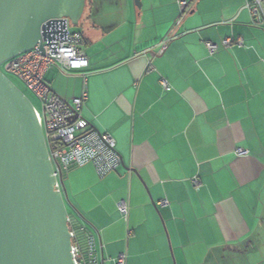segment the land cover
I'll use <instances>...</instances> for the list:
<instances>
[{
  "label": "crops",
  "instance_id": "crops-1",
  "mask_svg": "<svg viewBox=\"0 0 264 264\" xmlns=\"http://www.w3.org/2000/svg\"><path fill=\"white\" fill-rule=\"evenodd\" d=\"M91 3L80 26L89 67H53L45 80L70 101L86 75L82 115L114 137L122 164L104 179L93 165L65 174L69 214L104 264L121 253L126 264H264V30L245 0H128L115 18ZM227 38L244 45L223 47Z\"/></svg>",
  "mask_w": 264,
  "mask_h": 264
},
{
  "label": "water",
  "instance_id": "water-1",
  "mask_svg": "<svg viewBox=\"0 0 264 264\" xmlns=\"http://www.w3.org/2000/svg\"><path fill=\"white\" fill-rule=\"evenodd\" d=\"M86 11L87 0H0V264H76L65 192L55 188L36 110L1 66L33 49L46 21L80 27Z\"/></svg>",
  "mask_w": 264,
  "mask_h": 264
},
{
  "label": "built area",
  "instance_id": "built-area-1",
  "mask_svg": "<svg viewBox=\"0 0 264 264\" xmlns=\"http://www.w3.org/2000/svg\"><path fill=\"white\" fill-rule=\"evenodd\" d=\"M180 19L175 23L180 25L186 15L188 1L181 2ZM246 9L252 16V25L264 30V0H245ZM72 23L68 18H54L46 21L41 28V39L37 45L24 53L5 62L4 71L21 79L28 89L37 97L42 105V113L36 111L42 126L50 159L55 168L57 190H63L60 178L71 171L87 165H93L100 179L117 172L122 164L116 149V140L109 133H100L92 127L82 115L88 101V90L85 85L81 96L68 101L57 95L46 82L47 72L57 67L65 74L83 71L89 67V59L84 49V40L80 32L71 30ZM176 36L165 39L159 46L158 54H163ZM222 46H243L242 39H224ZM209 55H214L219 45L206 43ZM2 70V69H1ZM3 71V70H2ZM3 71V72H4ZM5 73V72H4ZM165 90H170L169 83L162 81ZM248 151L237 149L238 156H245ZM194 186L200 190L202 184L195 178ZM161 205H168L162 201ZM122 219L128 223L130 206L128 201L122 200L117 204ZM69 227L72 237V253L76 264H104L100 259L99 246L94 233L81 221L69 215ZM127 254L121 253L113 264H126Z\"/></svg>",
  "mask_w": 264,
  "mask_h": 264
},
{
  "label": "rangeland",
  "instance_id": "rangeland-1",
  "mask_svg": "<svg viewBox=\"0 0 264 264\" xmlns=\"http://www.w3.org/2000/svg\"><path fill=\"white\" fill-rule=\"evenodd\" d=\"M93 1L94 4L101 9L103 6H108V8L103 9L98 16L102 17L104 15H109L110 17H120L123 16L124 11L127 8L128 0H90ZM130 2L135 6V1L130 0ZM71 30L76 32H80L82 29L81 27L71 26ZM1 69L4 71V66H1ZM5 74L9 77V79L30 99L31 103L33 104L35 110L39 113H42V105L41 102L37 99V97L28 89L26 84L16 77L15 75L4 71ZM68 212L72 213V206L69 202H67Z\"/></svg>",
  "mask_w": 264,
  "mask_h": 264
},
{
  "label": "trees",
  "instance_id": "trees-1",
  "mask_svg": "<svg viewBox=\"0 0 264 264\" xmlns=\"http://www.w3.org/2000/svg\"><path fill=\"white\" fill-rule=\"evenodd\" d=\"M91 1L90 0H87V11H86V13H85V15H84V17L87 15V13H88V11H89V9H90V7H91ZM83 17V18H84Z\"/></svg>",
  "mask_w": 264,
  "mask_h": 264
}]
</instances>
